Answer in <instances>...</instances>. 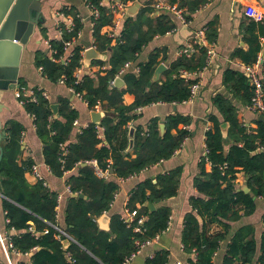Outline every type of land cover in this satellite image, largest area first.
I'll return each mask as SVG.
<instances>
[{
    "label": "trees",
    "instance_id": "obj_1",
    "mask_svg": "<svg viewBox=\"0 0 264 264\" xmlns=\"http://www.w3.org/2000/svg\"><path fill=\"white\" fill-rule=\"evenodd\" d=\"M86 1L99 9V17H93L95 46L102 53L110 50L109 60H93L92 64L99 65L101 69L84 73L80 80L75 77V70L83 64V48H72L69 60L58 61L61 56H66L65 41L77 37L81 29L80 17L74 9L64 7L61 11L73 14L75 29L67 32L63 19L59 24L63 33L61 39L57 40L49 39L47 28L42 26V33L49 39L54 53L37 50L35 61L38 67L43 68V75L50 80L58 82L65 77L66 86L82 94L90 109L95 110L100 103L105 115L100 123L92 122L74 134V122L79 114L68 99L60 100L59 116L55 117L52 103L43 95L44 90L33 87L36 100L23 96V106L33 116L36 133L43 142L44 161L51 172L57 177L71 172L67 179L71 191L84 194L87 198L71 196L68 199L64 231L74 240L65 247V236L56 229H62L57 219L58 193L43 181L35 184L28 182L25 172L32 162H19L24 126L16 120L6 122V136L1 141L3 158L0 164V191L5 196L3 209L9 220L7 227L15 230L9 235L10 242L14 249L27 256L18 264H122L137 250V241L153 239L166 230L172 212L169 206L160 203L176 196L178 192L179 169L160 174L155 184L151 180L140 183L132 192L128 207L138 210L139 215L147 216L142 226L143 232L135 230L136 222L128 225L121 214L112 215L110 229L103 230L97 219L110 209L119 183L98 176L91 162L96 161L104 170L113 169L118 178H128L171 158L190 136V130L184 127L190 125L191 118L188 115L176 113L168 116L163 134L158 118L151 120L147 130L138 127L131 149L135 157H131V150L128 151L129 123L138 116L140 107L158 102L187 101L192 85L200 78H185L180 72L202 69L207 62L206 48L201 43L196 44L198 50L191 57L179 56L168 63V68L162 73L163 78L152 81L158 65L167 59L166 56L160 58L162 50L156 48L146 61L138 62L137 72L128 69L123 73L125 87H117L112 81L125 63L137 61L143 48L155 36L174 31L177 26L168 15L151 16L153 8L143 6L135 16L124 21L121 37L112 44L113 38L101 32L104 26L111 23L108 9L101 4L103 0ZM211 1L171 0L172 3H178L180 8H187L188 20ZM249 6L264 11V0L239 2V11L244 16L239 31L247 48L239 46L230 56L245 64L254 63L264 47V18L257 20L250 16L247 13ZM218 25L219 16L206 24V39L209 43L217 41ZM223 83L233 97L223 93L213 97L218 113L209 116L213 126L206 132L207 152L201 158L200 172L193 180L200 195L190 199L191 210L185 215L182 231L181 240L184 252L188 255L187 264H215L214 254L230 234L231 223L253 214L257 208V198L264 197V150L258 149L264 146V119L254 118L257 128L250 130L238 116L241 105L250 103L253 87L244 71L231 67L224 70ZM19 85L26 87L23 80ZM125 93L135 95L132 104H124ZM234 99L239 105L233 102ZM224 122L229 124L226 138L221 129ZM101 128L103 137L100 136ZM84 162L87 164L82 165ZM225 163L226 167L222 169ZM238 172L249 177L246 183L250 192L238 189ZM146 202L158 204V207L150 212ZM138 203L142 205L141 208H137ZM46 229L48 233H44ZM10 251L13 252L12 249ZM168 261L169 251L160 249L155 251L154 256L147 258L145 264H168ZM247 263L264 264V232L258 241L252 225H243L233 232L222 264Z\"/></svg>",
    "mask_w": 264,
    "mask_h": 264
},
{
    "label": "crops",
    "instance_id": "obj_2",
    "mask_svg": "<svg viewBox=\"0 0 264 264\" xmlns=\"http://www.w3.org/2000/svg\"><path fill=\"white\" fill-rule=\"evenodd\" d=\"M117 1L118 0H103L101 2V4L108 9V12L111 15V23L102 28V34L108 35L112 29L113 20L115 18H119L120 16L117 10ZM139 1L142 4V7L151 6L153 8L154 13H151V16H153L152 14H166L170 17L172 22L176 24L177 27L174 31L168 32L164 35L155 36V38L143 48L142 52L139 54L138 60L133 62L129 69L137 72L138 62L146 61L149 54L156 48L162 50L160 58L163 56L167 57L166 62L162 63H165L168 68V63H171L180 56V49L195 34V32L202 27H206V24L210 20L214 19L216 16H219V35L217 41L214 43L216 46L215 48L217 56L213 59L208 70L202 74L198 97L193 102H158L140 107L137 110L138 116L129 123V130L130 127H134L135 131L138 127L147 130L153 118H158L161 124L162 121L166 122V118L168 116L181 113L188 115L191 118L190 125L188 126V130H190V136L184 140L182 146L174 153L171 158L151 165L137 174L131 175L128 178H118L114 173L111 174L110 172L108 177H102L105 179L116 180L119 183V189L114 194V200L110 205V209L105 211L104 214H102L97 219V222L101 229L109 230L108 228H110L112 215L121 214L123 217L128 216L132 211L128 207V203L132 192L138 187L140 183L151 180L155 184L157 183V178L160 174L169 173L172 170L179 169L180 179L176 196L168 198L167 200H164L160 203L171 208L172 213L168 227L149 245L145 246L140 251V253L136 254L128 264H145L147 258L154 256L155 251L160 249L169 251L168 264H187L186 262L188 255L184 252L181 240L185 223V215L191 210L190 199L193 196L200 195L194 186L193 180L199 174V162L207 152L206 132L213 126L209 116L211 113H218L213 102V97L217 93L226 94L230 98L233 97L223 83V72L228 67L240 69L238 65L239 63H242L241 60L237 58H231L230 55L239 46L247 48V45L243 42L239 31V25L244 16L239 11V5L237 6L236 0H212L206 5H203L198 11L193 13L192 19H190L187 24H184L175 13L159 11L154 8V2L157 0ZM165 1L172 3L171 0ZM175 4L178 5V3ZM64 7H72L76 15L80 17L81 21V29L78 36L74 38L71 48L81 47L84 49V54L85 50L88 48L96 47L93 15L91 9L87 6L86 0H46L42 8L45 14L44 23L37 26L34 34L30 38V41L27 45H25L22 51L18 84H20V81L23 80L26 83L27 88L39 87L43 89L46 92L50 102L52 104H59V107L60 100L68 99L72 107L75 108L79 114L76 130L74 133L76 134L93 122L92 114L94 112H101V119L105 115V112L101 108L99 111L90 109L88 104L83 99L76 96L74 92L66 86V84L59 81L56 82L50 80L44 76L40 70V67L36 65L35 61L37 50H45L46 52L49 51V39H61L62 34L59 29V24L63 19L57 17V13ZM181 9L185 10V16L189 14L187 8ZM124 21L125 20L122 17V24L119 28V31H121ZM42 26L47 28V36L49 39L44 37L41 30ZM115 43L116 41L112 42V44ZM105 54L107 56L105 61H108L111 55L110 50L105 52ZM105 66L109 67L108 64ZM90 68L95 72H98L101 69L99 65L93 64H91ZM161 78H163L162 74L160 76V79ZM15 89L5 92L3 95L2 102L5 104V107L0 114V118L4 127L6 122L10 120H16L23 124L24 131L21 142L22 152L19 162H32L31 166L25 172V177L29 183L35 184L40 181L31 170L33 165H37L39 172L43 176L45 185L58 193V195H62V199L60 200L57 207V219L59 225L62 228L61 230L64 231L65 210L68 204V199L71 197V194H73L67 192V179L71 172H66L63 177H57L51 172L50 168L44 161L43 142L36 133L33 117L25 110L24 106L20 104L18 99H16L14 95ZM134 101L135 95L131 93L124 94V104L130 105ZM233 102L239 105L236 99H234ZM245 106L246 105H241L239 108L238 116L240 121L244 122L248 129H256L257 124L253 120L254 118H258V115L251 111H247ZM173 133H175V131H173ZM135 156L136 154L133 152V150H131V157ZM91 164L96 166L97 162H91ZM208 169H210L209 166ZM245 183L246 175L243 172H238L236 179L237 187L239 188ZM3 198H5V196L0 191V232L5 236H9L14 233L15 230L8 229L7 227L8 219L6 218V211L3 209ZM262 198L264 197H258L257 200ZM154 205L156 208L158 207V204ZM141 207L142 205L138 203L137 208ZM255 212L251 215H245L240 220L231 223L232 230L230 234L221 243L219 250L214 255L215 264L223 263V258L227 250V244L233 232H235L239 227L243 225H252L254 228L255 238L258 241L261 240L262 233L264 232V210L259 216H256ZM103 215H107L109 218L106 223L99 222V219ZM145 217L147 219L146 215ZM10 258L13 264H18V261L26 259L27 256L22 255L21 253L17 254L16 252H12L10 254ZM0 264H9L1 244Z\"/></svg>",
    "mask_w": 264,
    "mask_h": 264
},
{
    "label": "built area",
    "instance_id": "obj_3",
    "mask_svg": "<svg viewBox=\"0 0 264 264\" xmlns=\"http://www.w3.org/2000/svg\"><path fill=\"white\" fill-rule=\"evenodd\" d=\"M135 1H139V0H134L132 3H134ZM86 3H87V6L91 9L93 17L95 19L98 18L100 15L99 9L97 7H95L90 2L86 1ZM132 3H129L126 0L125 1L121 0V1L116 2L117 10H118V13L120 14V16H119V18H115L113 20L112 29L108 33V36L112 37L113 41L119 40V38L121 37L119 28L122 24V17L124 18V15L126 13L127 8ZM153 6H154V8H156L159 11H166V12L175 13L180 18L182 23H184V24H187L189 22V20L185 16V10L179 8L178 5L175 3L172 4L169 1L166 2L165 0H157L154 2ZM67 9H70V7H67ZM247 13L250 16L256 18L257 20H263V18H264V11L262 9H258V8L252 7V6H249L247 8ZM57 17L65 20L64 25H65V30L67 32L70 33L75 29V20H74V16L72 14H66L65 11H59L57 13ZM60 23H62V22L60 21ZM59 29H60V32L62 34L63 33L62 29L61 28H59ZM206 32H207V26L198 29L195 32V34L186 42L185 45H183V47L179 51L180 56L186 55L189 57L194 52H196L198 50L195 46L198 43H201V45L203 47H205L206 51H207V62H206V65L202 69H199V70L194 71V72H190V71H186V70H181V72H180L181 75L185 78H190V77L200 78V80L198 82L194 83L191 87V94L187 100L190 102H193L198 97V91H199L200 84H201L202 74L206 70H208L213 59L217 56V52H216V48H215L216 46L214 43H209L207 41ZM74 38L75 37H72L71 39L65 41L64 50H65L66 56H61L58 59V61L66 62V60H69V57L72 55V53H71L72 48L71 47H72V43H73ZM263 40H264V38H263ZM49 52H50V54L54 53V51L51 50V48H50V44H49ZM132 63H133L132 61H128L125 63L123 68L120 70L119 74L112 81L113 84L117 78L122 77L123 73H125L131 67ZM238 67L246 73V75L249 78V81L253 87V95H252L251 101L249 104H247L245 106V109L247 111H251L253 113H256L257 115H264V55H263V51L259 54L257 60L254 63H252V64L239 63ZM40 70L42 71L43 68L40 67ZM83 75H84V63L82 64V66L78 67L75 70V77L77 78V80L82 79ZM65 79H66L65 77H62V78H60L59 82L66 84ZM71 90L74 92V94L76 96L83 99L82 94L76 93L73 89H71ZM14 95H15L16 99H18V101L20 102L21 105H24V103H25L23 96L31 97L33 100H36L33 88H27V87H20L19 86V88L15 89ZM43 95L45 97H48L45 91H43ZM100 108H101V105H100V103H98L95 110L99 111ZM74 124L75 125L77 124V120L74 122ZM186 127L188 128V126H185V128ZM100 131H101L100 136L102 137L103 129L101 128ZM258 149L264 150V146H259ZM65 151L66 150L64 149V152ZM92 162L96 163V161H92ZM225 167H226V163L224 164L222 169H224ZM95 169H96V173L101 177H108V175L110 174L109 169L104 170V169L100 168L98 165L95 166ZM31 170H32L33 174L40 181L44 182L43 176L39 172L37 165H33L31 167ZM67 192L73 193L69 186L67 187ZM61 199H62V195L60 194V195H58V204H59ZM124 220L128 223V225L136 222L137 225L135 226V230L137 232H143L142 226L144 225V222L146 221V217L144 215H139L138 210H132L128 216H124ZM8 222H9V220H8ZM30 229L33 230V228H30ZM56 229H58L60 234L65 236V238H69L71 240L73 239L70 235H68L65 231L61 230L60 228L56 227ZM48 232H49L48 229L44 230V233H48ZM61 235H57V237L60 238ZM158 236L159 235H157L153 239H146L144 241H137V250L135 252H133L129 257H127L122 264H128L130 262V260L136 254L140 253V251L145 246L149 245ZM0 244L4 250V253L8 259L9 264H13L11 261V258H10V254H11L10 249H12V251L16 252L17 254H20V253L16 249L13 248V245L10 242V237L5 236L0 232ZM182 247H183V245H182ZM177 264H181V263H177ZM247 264H249V263H247Z\"/></svg>",
    "mask_w": 264,
    "mask_h": 264
},
{
    "label": "water",
    "instance_id": "obj_4",
    "mask_svg": "<svg viewBox=\"0 0 264 264\" xmlns=\"http://www.w3.org/2000/svg\"><path fill=\"white\" fill-rule=\"evenodd\" d=\"M46 0H0V114L3 111L5 104L2 102V97L5 92L19 88V72L21 55L25 45L28 44L30 38L34 34L37 26L42 25L45 20V14L42 10L43 4ZM121 1V0H118ZM237 6L239 5V0H236ZM142 4L140 1H135L131 4L124 15V20L129 17L135 16L141 9ZM264 55V47H263ZM107 58L105 53H102L96 49V47H91L85 50L83 63H84V73L89 74L91 71V64L93 60L100 59L105 61ZM167 69L165 63H160L154 72L152 81H158L161 74ZM114 85L117 87H124L125 81L122 77L115 80ZM59 104H52L51 108L53 110L54 116H59L58 110ZM101 112H94L92 114L93 123H100ZM259 120L264 119V115H258ZM228 122L221 124V129L223 136L226 138L228 134ZM161 133L165 132V122L162 121L160 124ZM134 134L135 128L130 127L129 138L130 144L128 151L134 147ZM6 136V130L4 129L2 120L0 118V164L3 158V147L1 141L3 137ZM87 162L82 163L86 165ZM111 174L114 170H110ZM249 177L247 176L246 179ZM238 189L244 190L245 192H250V188L247 183L240 186ZM72 197L87 198L86 195L80 193L71 194ZM145 205L149 208L150 212H153L156 207L152 202H146ZM107 215H103L99 222L106 223L108 220ZM110 229V228H108ZM72 240L69 238L64 239L63 244L67 247Z\"/></svg>",
    "mask_w": 264,
    "mask_h": 264
},
{
    "label": "rangeland",
    "instance_id": "obj_5",
    "mask_svg": "<svg viewBox=\"0 0 264 264\" xmlns=\"http://www.w3.org/2000/svg\"><path fill=\"white\" fill-rule=\"evenodd\" d=\"M263 210H264V198L258 199L257 200V210L255 212L256 216H259Z\"/></svg>",
    "mask_w": 264,
    "mask_h": 264
}]
</instances>
